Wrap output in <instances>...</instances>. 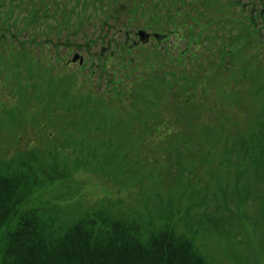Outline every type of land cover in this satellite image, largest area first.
I'll return each instance as SVG.
<instances>
[{"label":"rangeland","instance_id":"1","mask_svg":"<svg viewBox=\"0 0 264 264\" xmlns=\"http://www.w3.org/2000/svg\"><path fill=\"white\" fill-rule=\"evenodd\" d=\"M192 1L190 8L186 1L177 0V6L184 4L185 8L179 21L189 28L181 29L176 39L168 17L170 0H154L155 5H169L163 6L166 14L160 13L161 17L141 6L140 0H0V38L3 35L9 40L13 34L19 35L15 43H0V168L24 153L32 158L51 152L67 183L55 188V194H45L44 199L66 206V227L110 214L112 222L122 220L142 230L159 231L169 202L167 190H172L174 203L191 200L194 241L209 264H264V230L254 233L262 211V199L257 196L264 184V167L259 170L261 179L250 185L240 180V166L232 159L228 158L230 174L211 162H218L230 146L235 129L237 133L251 131L255 122L261 127L257 130L264 155V124L258 112L264 110V105L239 93L254 78H263L264 62L255 58L254 51L258 41L264 40V20L259 27H252L256 14L249 4L242 9L240 2L235 6L230 0H188ZM135 4L138 8L133 7ZM192 10L194 13L187 17ZM191 29L196 40L203 33L201 43L189 36ZM139 30L151 39L146 43L136 39L134 45L139 76L113 77L112 67L103 72L98 62L102 42L108 45L104 53L113 50L119 54L118 61H127L131 50L127 34L134 38ZM248 32L251 39L245 40ZM156 33L161 37L157 41L153 35ZM223 46L226 53L218 54ZM229 51L237 53L233 56L237 61L229 57ZM76 53L88 60L84 69L78 63H68ZM259 53L264 61V44ZM245 64L247 70L235 76ZM254 69L258 77H250ZM60 72L69 76L64 77L61 89L72 96L74 114L70 118L81 116L88 108L81 121L68 122L67 131L60 117L63 113L47 119L38 115L56 110L41 107L38 87ZM245 72L247 76L243 77ZM22 87L27 89L22 91ZM114 87L119 90L111 96L113 100L104 97L103 93ZM26 91L32 93L30 98ZM51 91L60 95L55 86ZM83 102L84 108L80 106ZM249 119L253 122L245 128ZM214 125H219L222 132L214 137L213 149L209 148L212 158L207 165L197 167L195 159L203 162L204 156L194 152L205 149L206 144L196 141L194 134L198 130L207 134ZM66 133L76 138L68 146L64 145ZM92 137L106 144L101 146L93 138L92 146L101 153L90 161L78 143L89 145ZM62 146L69 151L59 152ZM109 149L112 160L106 161L103 150L107 154ZM35 152L40 153L32 154ZM74 153L82 157L83 163ZM59 155L68 162L62 163ZM99 159L104 160L103 164ZM235 162L244 164L239 156ZM108 179L122 190L110 187L105 181ZM230 182L245 189L248 186L247 200L239 212L238 198H234L238 189L228 188ZM41 208L46 212L47 208ZM135 215L139 217L137 222L132 220ZM55 219L57 223L58 217ZM58 229L61 236L63 229Z\"/></svg>","mask_w":264,"mask_h":264},{"label":"trees","instance_id":"2","mask_svg":"<svg viewBox=\"0 0 264 264\" xmlns=\"http://www.w3.org/2000/svg\"><path fill=\"white\" fill-rule=\"evenodd\" d=\"M260 115L264 124V113ZM258 126L255 122L251 131L240 133L235 129L233 134L238 137L231 148L244 152L254 167H264ZM51 154L30 158L24 153L1 164L0 264H208L192 240L178 235L175 228L148 232L122 220L112 222L108 214L83 219L59 236L58 228L62 227L57 225L63 211L57 212L52 205L49 209L52 200L44 195L55 194V188L66 185L67 180ZM41 207L47 208L49 219ZM260 218L264 220V203ZM259 225L264 222L259 221Z\"/></svg>","mask_w":264,"mask_h":264},{"label":"flooded vegetation","instance_id":"3","mask_svg":"<svg viewBox=\"0 0 264 264\" xmlns=\"http://www.w3.org/2000/svg\"><path fill=\"white\" fill-rule=\"evenodd\" d=\"M230 1L235 6H236V4H238L240 2L239 7H242V9L246 8L247 4H249L251 8H254L256 16L253 19L252 27H259V23L263 24L264 0H230ZM172 10H176L177 15H172V14L169 15L170 22H171L172 18L176 19L175 22L171 23L170 25H173L174 28H177L178 25L181 26V22L179 21L182 18L181 11H180V8H177V7L176 8L172 7ZM261 28H264V25H262ZM141 34H145L144 30H139L138 32H136L134 35V38H131L129 33L127 34V42H128V44H130V49H131V50H129V54L131 56L132 55L136 56L134 54V51H133L135 48L134 45H137L136 39H138L141 43H142V41H145V43L151 41V39L147 38L146 34L144 35L145 36L144 39H142ZM153 35H154V40L157 41L158 38L161 39V37H157V33L153 34ZM164 35H165V37L167 36L166 34H164ZM174 36H176V35H174ZM166 39H167V37H166Z\"/></svg>","mask_w":264,"mask_h":264},{"label":"bare ground","instance_id":"4","mask_svg":"<svg viewBox=\"0 0 264 264\" xmlns=\"http://www.w3.org/2000/svg\"><path fill=\"white\" fill-rule=\"evenodd\" d=\"M72 142H74L75 141V137L72 135V133L71 134H67L66 135ZM62 149V147H60V150ZM96 153H97V155H99L100 153H101V151L100 150H97L96 151ZM103 155H105V151L103 150ZM99 163L101 164L102 163V159H99ZM120 178H122V177H120ZM114 179V178H113ZM113 179H108V180H105V181H113ZM130 196H131V190H130ZM43 213V215L45 216V218H50L51 217V214L50 213H48V211H46V212H42ZM152 215V214H151ZM153 216V215H152ZM122 219V218H121ZM132 220H134V221H136L137 222V220H139V217L137 216V215H135V216H133L132 217ZM128 226H133V224L132 223H128ZM94 240V239H93Z\"/></svg>","mask_w":264,"mask_h":264}]
</instances>
